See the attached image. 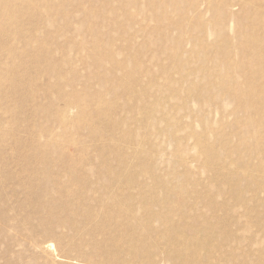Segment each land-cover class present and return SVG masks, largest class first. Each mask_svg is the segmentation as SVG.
<instances>
[{
    "label": "rangeland",
    "instance_id": "obj_1",
    "mask_svg": "<svg viewBox=\"0 0 264 264\" xmlns=\"http://www.w3.org/2000/svg\"><path fill=\"white\" fill-rule=\"evenodd\" d=\"M171 1L82 2L81 13L60 26L55 45L30 47L26 63L22 48L19 58L7 59L0 72V104L9 106L7 121L14 127L7 134L2 125L0 132V171L11 182L0 183V264H264V248L255 250L264 247V225L257 218L264 208L249 207V196L256 194L242 187V179H233L243 152L234 153L228 143L238 135L214 125L224 103L236 97L222 88L216 50L200 36L198 24L211 23L204 12L208 3L199 0L190 7ZM25 8L17 0L0 4V45L20 22L11 14ZM194 8L196 16L187 11ZM89 9L94 14H86ZM225 20L232 33L234 24ZM21 21L25 40L41 33L30 29L41 27L34 17ZM45 27L53 23L46 21ZM241 31L239 39L246 42L249 35L263 34L264 27L244 25ZM51 50L57 62L37 65L33 57ZM204 51L210 58L199 60ZM229 54L224 52L222 60ZM257 59L264 63V56ZM233 60L227 57L224 74L235 69ZM254 75L264 81V68ZM12 76L18 78L16 87ZM245 94L241 91L238 99ZM259 94L264 96V89ZM249 96L259 125L264 109L255 104L257 95ZM198 102L214 109L208 116L211 153L220 156L214 164L192 157L194 145L209 155L193 134L200 129ZM47 103L51 109L44 111ZM257 139L264 144V126ZM179 142L188 147H178ZM255 162L264 167V149L245 157V166ZM172 206L185 217L178 223L209 224L206 234L190 235L183 253L166 248L165 226L153 255L131 244L137 222L159 232ZM247 224L253 225L256 242L244 233ZM198 238L208 242L207 251L193 247Z\"/></svg>",
    "mask_w": 264,
    "mask_h": 264
},
{
    "label": "bare ground",
    "instance_id": "obj_2",
    "mask_svg": "<svg viewBox=\"0 0 264 264\" xmlns=\"http://www.w3.org/2000/svg\"><path fill=\"white\" fill-rule=\"evenodd\" d=\"M9 0H0V4H6ZM18 1V5H25L27 8L23 9L21 13L13 12L10 18L14 20H19V24L10 32V36L8 39L0 45V72L2 73V69L7 65L8 58H19L17 55V49L22 48L25 50V54L22 55V59L26 63L29 61L28 59V49L30 47H34L36 49L42 50L46 45L50 48L51 45L56 44V40H58L61 36L60 26L65 24V21H70L73 16L81 13V4L85 2L92 6V2L94 0H26L23 2ZM199 0H172V5H188L190 7H195ZM208 5L205 8V13L208 14L211 23L209 25L198 24L199 29L202 30L201 39L206 43H209L212 48L215 49L216 53L214 54V58H219L218 66L220 67L223 83L222 88L225 89L228 95L232 97H236V100L229 99L224 103L221 110L224 113L218 123H214V125H220L223 127V130H229L238 135L236 140H233V143L230 144L229 150H233L235 153L236 150L243 152L241 158L239 156L238 164L239 170L236 172L233 179H242L244 183L242 187H245L248 192L255 193L256 197L251 198L249 196V200L251 204L249 207L255 208L253 205L257 207L264 208V198H259L261 194L264 196V167L255 162L253 165L245 166V157L251 153H255L257 151L264 149V144L257 139L258 129L264 126V120L261 124L257 125L254 122L253 113L255 108L252 106V101L250 99L251 95H257L256 105L260 108L264 109V96H260L259 92L261 89H264V81L261 77L254 75L256 70L264 68L263 59H257L258 56H264V33L261 34L256 32L253 35H249L246 39V42L242 39H239V35L242 33L241 28L244 25L256 24L258 27H264V0H205ZM85 10V9H84ZM257 10H261L262 13H259ZM191 11L194 16H196L199 12L197 8ZM10 14V13H7ZM86 14H94V10H88ZM34 17V23H38L39 26H33L37 32L41 30V33H35L33 36V40L27 41L25 40V33L21 29V25L26 29V24L22 23V19L27 16ZM228 19L230 23L234 24V31L230 33L229 24H227L226 20ZM46 21H51L53 23L52 28H46ZM56 25V27H55ZM209 30V32H208ZM64 36V34H62ZM209 36H213L212 40H207ZM13 38V40H11ZM194 40H198V37L193 38ZM193 40V41H194ZM13 41V43H10ZM250 47V50H249ZM230 53L227 57L233 56V65L235 69L228 73L224 74L226 68H229V64L227 63V57L222 60L223 53ZM208 53H212L210 50ZM206 51H204L203 56L197 55L196 57L199 60H208L209 57H205ZM21 56V55H20ZM12 59V60H13ZM34 61L37 65L44 66L54 65L57 60L54 56V51L51 50L50 54H45L43 52L37 53L33 57ZM36 67L34 71H37ZM26 73V72H25ZM248 75V76H247ZM27 77V76H26ZM45 79H49V75L46 74ZM37 78V76H36ZM11 86L16 87L18 82V78L14 79L13 76L10 79ZM16 91V88L14 92ZM207 92L216 93L217 91H221L219 89L212 90L206 88ZM245 92L246 97H241L238 99V95L240 92ZM196 109L201 110L200 114L197 116L199 120L200 129L193 132L196 137V143L206 145L205 150L209 152L207 158L203 156L204 152L200 149L199 145L192 146V149L196 150V154H192L194 160L199 161L201 159L208 161L211 164L216 163L217 157L211 153V150L214 149V143L212 142V137L210 132L208 131L211 126L209 125V115L214 113L213 107L204 103L198 102L195 103ZM222 103H219L221 105ZM51 104L47 103L43 110L49 111L51 109ZM230 106V107H229ZM219 107V106H218ZM220 108V107H219ZM9 106L5 103L0 104V132H4L1 129L2 125H6L7 134L13 130V125L9 124L7 121ZM11 113L17 117L15 110H10ZM13 111V112H12ZM195 112H198L195 110ZM227 112V113H225ZM239 114L238 117H233L232 115ZM63 115V114H62ZM61 115V117H62ZM232 119H229V117ZM233 122L232 125H228V123ZM211 124V123H210ZM182 149H186L188 146H181V143H178V147ZM221 149L218 150L220 152ZM186 152V151H185ZM182 154V153H181ZM220 155V154H219ZM175 160H179L180 158L176 155V150L174 151ZM10 178L7 175L6 171H0V183H8ZM11 186V182L8 183ZM209 186L212 189H216V184L214 182H210ZM221 193V190H216ZM121 196L124 195V192H120ZM258 194V195H257ZM164 198V197H163ZM148 205L139 208V212L142 213L146 211ZM236 209V206L234 207ZM236 211V210H235ZM116 212V211H113ZM171 215L167 217L166 221L161 219L162 229L159 232H149L143 226L142 223L137 222V232L138 235L133 237L131 244L139 249H149V255H153L152 251L157 249L159 245H161V235L164 231L165 226V238L164 242L166 248L172 249L175 253L177 251L185 252L188 251V239L191 238L192 234L203 235L206 234L209 229V224L200 223L196 224L193 222L187 221L186 223H178L176 221L177 218H180L182 221L185 217L182 216V212L179 211V208L172 206L170 210ZM258 220L264 225V211L257 214ZM175 225L174 228L168 230V226ZM254 230L253 225L247 224L244 228V233H251ZM264 234V233H263ZM249 236L253 242H256L257 238L251 233ZM264 237V236H263ZM40 246V243H37ZM49 247L53 246V244H49ZM195 249H199V251L205 252L207 248H209L208 242L198 238L197 242L193 245ZM264 248L263 246H258L256 251H260ZM170 254H168V257ZM93 256H87V261H91ZM98 260H104V258H100ZM103 262V261H102Z\"/></svg>",
    "mask_w": 264,
    "mask_h": 264
}]
</instances>
